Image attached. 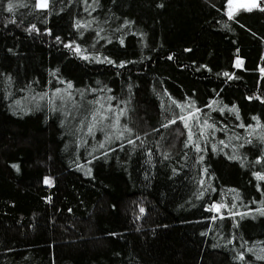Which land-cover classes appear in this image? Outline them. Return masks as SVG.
I'll return each instance as SVG.
<instances>
[{
  "label": "trees",
  "instance_id": "trees-1",
  "mask_svg": "<svg viewBox=\"0 0 264 264\" xmlns=\"http://www.w3.org/2000/svg\"><path fill=\"white\" fill-rule=\"evenodd\" d=\"M38 1L0 0V264H264V4Z\"/></svg>",
  "mask_w": 264,
  "mask_h": 264
},
{
  "label": "rangeland",
  "instance_id": "rangeland-1",
  "mask_svg": "<svg viewBox=\"0 0 264 264\" xmlns=\"http://www.w3.org/2000/svg\"><path fill=\"white\" fill-rule=\"evenodd\" d=\"M260 2L264 4V0H232V3L235 4L234 7L236 6V4H240V5L242 4V5L246 6V7L247 6H256ZM42 4H47V0H39L38 3H37V5L39 7H41ZM41 8H44V7H41ZM238 63L239 62L236 61V64H238ZM215 206H216L215 208L218 209V206L217 205H215Z\"/></svg>",
  "mask_w": 264,
  "mask_h": 264
},
{
  "label": "snow or ice",
  "instance_id": "snow-or-ice-1",
  "mask_svg": "<svg viewBox=\"0 0 264 264\" xmlns=\"http://www.w3.org/2000/svg\"><path fill=\"white\" fill-rule=\"evenodd\" d=\"M47 5L46 4H42L41 7H46ZM251 10V9H249ZM9 11H11V5H9ZM231 18V16H230ZM227 75V74H226ZM69 87H71V85H69ZM260 179H264V177H260ZM47 182V181H46ZM141 211H143V209H141Z\"/></svg>",
  "mask_w": 264,
  "mask_h": 264
}]
</instances>
